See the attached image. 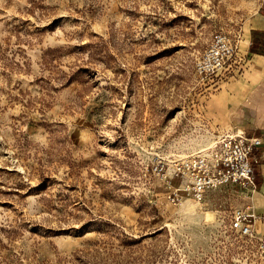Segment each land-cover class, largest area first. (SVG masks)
<instances>
[{"label": "rangeland", "instance_id": "obj_1", "mask_svg": "<svg viewBox=\"0 0 264 264\" xmlns=\"http://www.w3.org/2000/svg\"><path fill=\"white\" fill-rule=\"evenodd\" d=\"M263 4L0 0V264H264L263 223L261 241L227 232L254 194L189 214L152 172L221 134L205 106L228 78L195 66Z\"/></svg>", "mask_w": 264, "mask_h": 264}, {"label": "built area", "instance_id": "obj_2", "mask_svg": "<svg viewBox=\"0 0 264 264\" xmlns=\"http://www.w3.org/2000/svg\"><path fill=\"white\" fill-rule=\"evenodd\" d=\"M240 42V33L219 35L198 59L196 75L214 82L236 70L241 63ZM259 145L258 139L242 132H221L209 147L174 162L170 178L162 159L152 172L165 182L166 200L173 206H181L187 200L201 202L206 193L229 185L255 194L258 190L255 166L259 159L254 153ZM173 180L178 184L173 185ZM259 220V215L250 207L234 209L229 216L227 232L249 241L260 240L256 228Z\"/></svg>", "mask_w": 264, "mask_h": 264}, {"label": "crops", "instance_id": "obj_3", "mask_svg": "<svg viewBox=\"0 0 264 264\" xmlns=\"http://www.w3.org/2000/svg\"><path fill=\"white\" fill-rule=\"evenodd\" d=\"M254 48V52H252ZM244 59L240 66L224 75L221 83L208 96L206 117L222 132H242L259 140L254 157L258 191L242 207H250L259 215L257 229L264 224V4L262 13L245 28L239 46ZM229 76V77H228ZM212 98H215L214 100Z\"/></svg>", "mask_w": 264, "mask_h": 264}, {"label": "bare ground", "instance_id": "obj_4", "mask_svg": "<svg viewBox=\"0 0 264 264\" xmlns=\"http://www.w3.org/2000/svg\"><path fill=\"white\" fill-rule=\"evenodd\" d=\"M188 201H192V200H187V201H185L181 206H183L184 207V210L185 211H187V212H189V214L190 213H195V211H196V207H192L191 205H187L186 203L188 202ZM187 206H186V205Z\"/></svg>", "mask_w": 264, "mask_h": 264}, {"label": "trees", "instance_id": "obj_5", "mask_svg": "<svg viewBox=\"0 0 264 264\" xmlns=\"http://www.w3.org/2000/svg\"><path fill=\"white\" fill-rule=\"evenodd\" d=\"M251 50H252V52H254V48H252Z\"/></svg>", "mask_w": 264, "mask_h": 264}]
</instances>
